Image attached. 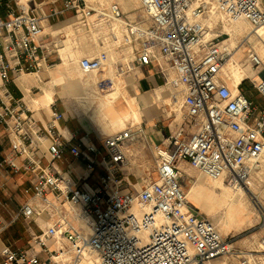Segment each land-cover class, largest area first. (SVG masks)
<instances>
[{"label": "built area", "instance_id": "built-area-1", "mask_svg": "<svg viewBox=\"0 0 264 264\" xmlns=\"http://www.w3.org/2000/svg\"><path fill=\"white\" fill-rule=\"evenodd\" d=\"M139 1L143 19L127 16L117 1L63 0V10L76 11L98 47L80 58V67L96 74L111 71L97 78V91L116 90L118 74L135 71L136 62L156 64L170 109L181 120L164 143H149L139 121L108 135L105 151L97 149L100 160L81 143L63 140L57 122L64 113L54 101L51 121L39 128L29 105L9 88L11 70L20 75L43 69L50 52L42 42L47 15L28 8L0 15V123L14 144L13 155L1 164L36 174L20 214L33 217L41 201L61 215L31 247L5 245L0 264H90L93 258L94 264H225L234 255L240 264H264V219L260 248L238 247L236 236L223 234L180 184L181 161L232 187L264 174V107L241 88L248 77L264 96L263 74L252 73L264 71V0ZM219 21L248 26L234 29L237 43H229L223 34L230 32L217 30ZM238 47L246 62L235 57ZM230 64L243 69L240 83L226 71ZM48 137L51 157L43 164L33 146ZM143 139L155 165L151 178L134 189L122 167L130 163V143ZM66 150L91 169L101 167L95 186L82 187L57 168Z\"/></svg>", "mask_w": 264, "mask_h": 264}, {"label": "crops", "instance_id": "crops-1", "mask_svg": "<svg viewBox=\"0 0 264 264\" xmlns=\"http://www.w3.org/2000/svg\"><path fill=\"white\" fill-rule=\"evenodd\" d=\"M14 1L18 2L16 12L28 8L32 13L47 15L44 19L45 31L42 42L50 52L43 69L20 75L11 70L9 82L12 93L29 105L39 128L45 127L51 121V103L54 101L64 113L57 122L63 140L66 143H81L82 148L98 160L101 159V153L97 152V149L105 151L106 136L138 121L145 126L149 143H164L165 138L176 129L180 119L170 109L168 90L163 86V79L156 64L142 66L136 62L135 71L118 74L116 78L118 93L114 97L129 94L127 97L132 99L140 118H135L127 104L123 107L113 105L111 113L106 115L101 105L95 102L91 95L98 93L97 78L101 75H110L111 71L105 70L96 74L86 72L80 67V58L94 53L98 47L94 49L96 44L92 34L83 28L76 11L63 10V0H31L33 4L30 6ZM53 9L58 12L52 14ZM14 12L12 9L10 13ZM9 58L15 60L11 55ZM2 84L3 79L0 77V86ZM52 140V137H48L33 146L43 164H47L51 157ZM89 146L92 148L89 149ZM129 148L130 163L122 167V173L129 185L138 189L142 182L152 176L154 155L144 139L131 142ZM13 153L12 134L0 123V252L5 245L14 248L31 247L33 238L43 233L61 216L55 208L41 201H37L38 213L33 217L20 214L22 205L31 197V192H27V189L32 186L36 174L26 167L15 171L9 164H1L5 157ZM17 160L22 163L23 157L19 156ZM55 165L75 183L86 188L96 185L101 171L100 166L95 169L89 168L84 158L74 157L69 150L56 160ZM180 166L182 168L180 184L186 190L183 178H188L187 167L193 166L187 161H181ZM191 203L202 211L192 200ZM63 212L74 220L75 216L69 211L63 209ZM30 250L34 251L33 248ZM230 259H227L225 264H229Z\"/></svg>", "mask_w": 264, "mask_h": 264}, {"label": "rangeland", "instance_id": "rangeland-1", "mask_svg": "<svg viewBox=\"0 0 264 264\" xmlns=\"http://www.w3.org/2000/svg\"><path fill=\"white\" fill-rule=\"evenodd\" d=\"M17 1H19L21 4H25V3H22L21 0H17ZM30 1L31 0L28 1L29 2L28 6H30V4L31 5L33 4ZM90 1H93L94 3L98 2V1H102L105 3H107L108 1H117L121 4V6L123 7V10L127 16H130L131 18H136L138 16V19L139 18L143 19L145 17L144 9H143L139 0H90ZM17 3L14 0H12V1L3 0L2 3H0V5H2V6H0V15H2L3 17H8L9 13L12 12V9H14V11L16 12L18 10V4ZM239 23H243V22L223 21V23H222L221 21H219V24L217 25L218 26L217 30H221V31L224 30V31L230 32L229 35L227 33V35L223 34V36L230 37L228 40L229 43H231L233 41H235L237 43L238 37L236 36V34L233 30L239 28L238 27V26H240ZM224 25H225V27H224ZM242 25H243V27L248 26V24H246V23H243ZM94 49H96V45H94ZM260 50H261V48H260ZM235 57L237 58L238 61L242 60L241 61L242 63L246 62L245 61V52H244L243 47L240 49H239V47L237 48V51L235 53ZM226 71L229 73V67H227ZM252 73L254 75L261 73L264 76V71L262 69H258ZM232 80H233V78H232ZM241 88L244 92L247 93V95H249V97H251L256 102V104L260 108L264 107V96L257 89L254 88L253 83H252L250 78H248V77L245 78V81L241 85ZM163 91L165 93V90H163ZM112 109L113 108L107 110L108 115L111 113ZM186 173H187L188 178L187 177L183 178L184 185H186V186H190L192 184L198 185V186H204L206 184L212 188V187L217 186L218 181L220 180V179L219 180L209 179L206 176H204L203 174H201L199 170H197L193 167L192 168L187 167ZM154 175H156V173H154ZM223 182L228 185V183L226 181H223ZM141 184H143V182ZM247 185L252 189L253 193L257 197H255L253 194L252 197H250V198L248 196L245 199L243 198L244 201L246 202V205L248 206L250 211L253 213V215L251 214L252 218L247 219L245 222H243L241 224H238V223L231 221V220L228 223H225V217H226L225 209H221V210L219 209L216 211L208 212V210L202 209L201 207L200 208L202 209V211L207 216H209V217L211 216L210 218H212V220L217 223L219 230L223 234H229V235H235L236 236L235 242H236V245L238 247H241L243 249H249L251 247L252 248L254 247L257 249V248H260V238H261V235L263 232V227L261 225V222L264 219V174L258 175L255 179L254 178L250 179L247 182ZM189 199H190V203H191V200H192L191 197H189ZM254 205L259 206L260 213L258 215L254 212V209H253ZM219 206H220V204H216V207H219ZM228 263L229 264H238L239 263V257L234 255L233 257H231V259L228 261Z\"/></svg>", "mask_w": 264, "mask_h": 264}, {"label": "bare ground", "instance_id": "bare-ground-1", "mask_svg": "<svg viewBox=\"0 0 264 264\" xmlns=\"http://www.w3.org/2000/svg\"><path fill=\"white\" fill-rule=\"evenodd\" d=\"M28 1L29 0H21V2L25 3L26 5H29ZM242 24L243 23H239L240 26L238 27H243ZM229 73L235 83H240L244 77L243 69L240 66H233L230 64ZM117 93L118 90L111 91L110 93L98 92V93H93L91 95V98L94 99L95 102L101 105L106 115H108L107 110L113 108V105H116L118 107H123V105L126 106L127 104V106L131 108L132 112L134 113L135 118L139 119L140 118L139 113L132 104L131 101L132 99L127 97L129 94L126 95L125 93L123 97H119V98H117L118 96L114 97L117 95ZM113 97L115 98L114 100ZM186 190L188 192V196L191 197V199L199 207L208 210V212L216 211L219 209L220 210L225 209V213H226L225 223H228L231 220L238 224H241L245 222L247 219L252 218L253 213L246 205L244 199L247 198V196L249 198L252 197L254 193L247 184L244 186L232 187L229 184L228 185L225 184L222 180H219L218 185L212 188L206 184L204 186H198L192 184L190 186H186ZM254 196L257 197L255 194ZM216 204H220V206L216 207ZM253 209L257 215L260 213L259 206L254 205ZM90 264H94V258L90 260Z\"/></svg>", "mask_w": 264, "mask_h": 264}]
</instances>
